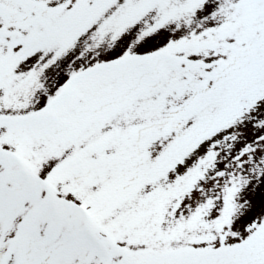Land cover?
I'll use <instances>...</instances> for the list:
<instances>
[{"label": "snow or ice", "instance_id": "snow-or-ice-1", "mask_svg": "<svg viewBox=\"0 0 264 264\" xmlns=\"http://www.w3.org/2000/svg\"><path fill=\"white\" fill-rule=\"evenodd\" d=\"M0 264H264V0H0Z\"/></svg>", "mask_w": 264, "mask_h": 264}]
</instances>
